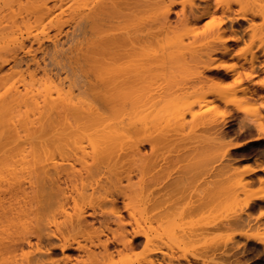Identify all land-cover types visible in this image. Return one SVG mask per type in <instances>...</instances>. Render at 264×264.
Wrapping results in <instances>:
<instances>
[{
  "label": "bare ground",
  "instance_id": "bare-ground-1",
  "mask_svg": "<svg viewBox=\"0 0 264 264\" xmlns=\"http://www.w3.org/2000/svg\"><path fill=\"white\" fill-rule=\"evenodd\" d=\"M64 5L84 19L86 44L80 47V62L95 77L92 97L86 99L78 98L81 93L76 98L71 89L65 91L47 71L38 77L29 64L39 63L37 48L54 38L50 29L61 32ZM240 19L247 21L246 27H236ZM219 68L233 76V86L219 89L211 83L207 74H219ZM262 70L264 0H0V221L8 223L15 216L24 225L20 236H12L16 229L3 232L0 246L12 253L3 263L114 264L115 255L126 257L125 250L133 251L145 239L144 258L121 259L120 264H186L184 260L194 264L189 248L171 255L163 251V234L174 229L168 225L165 231L159 224L178 204H183L181 214L204 210L209 194L222 189L224 180L210 177L220 175L237 147L228 142L226 111L241 114L240 126L253 124L264 130L258 88L252 83ZM161 101H169L164 111ZM140 102L151 104L153 111L160 103L156 107L164 112L160 117L158 110L157 118L149 112L150 106L148 114L164 127V118L170 117L167 122L174 120L175 128L168 129L174 128L178 136L173 138L172 129L164 131L155 118L152 125L149 115L132 117L128 110L134 106L137 113ZM145 104H138L139 113L146 112ZM134 134L139 138L133 140ZM145 143L150 144V153L142 151ZM161 144L165 153L178 145L183 148L164 156ZM134 166L147 177L155 171L142 184V190L149 191L145 189L147 199L131 180ZM257 172L253 168L247 175L236 174L229 190L226 187L235 210L228 223L238 230L227 241H211L207 251L248 256L264 250L261 224L257 232L251 231L258 222L254 223L253 209L264 203V190L241 199L248 184L264 181ZM123 174L128 186L122 184ZM209 184L215 187L211 192ZM161 190L175 198L169 205L164 201L165 212H156L159 202L165 204L157 195ZM72 202L73 211L65 214ZM155 221L159 227L153 226ZM160 227L165 233H159ZM234 243L241 246L234 250ZM74 252L79 254L71 255Z\"/></svg>",
  "mask_w": 264,
  "mask_h": 264
},
{
  "label": "rangeland",
  "instance_id": "rangeland-1",
  "mask_svg": "<svg viewBox=\"0 0 264 264\" xmlns=\"http://www.w3.org/2000/svg\"><path fill=\"white\" fill-rule=\"evenodd\" d=\"M65 5L69 6L67 1H66ZM68 6H65L67 8H64L65 9V12H64L65 14L63 15L64 26L62 27L61 32L58 33L56 29H50L49 33L54 38L45 39L44 40V45H43L42 48H39L38 44L35 43V47L36 48L38 47L37 48V56H38L39 63L36 64L34 62L33 63L30 62L29 64L31 65L30 67H31L32 71H37V73H38L37 75H39L38 77H44L42 75L43 74L45 75L46 71H47L48 72L47 74H49L53 78V80H55L57 83L55 81L54 82L56 84H59V85L61 84L66 89L65 91H67V89H68V91L72 90L73 95L76 98H77V95H80V93H81V95L78 96V98L82 97L83 99H86V98H88L90 96L92 97L93 91L91 89H92V86H93L92 84L95 81V77L93 76L91 71L86 68V66L81 64V62H82V57L81 56L82 55L80 53L83 52V51L80 50V49L82 48V45H83V47H85V44H86V42L84 43V40H86V38H84L85 35H83L82 30H81L82 29V23H84V21H83L84 19L82 17L83 15L80 16L78 14L79 11H77L78 13L77 12L68 11V9H69ZM179 8L180 7L178 6L177 9H179ZM70 12H71V14H74V15H70L69 14ZM75 14L76 15L78 14L79 16L78 15L76 16ZM172 19L173 20L176 19L175 13H173ZM247 24H248L247 21H245L243 19H240L239 21H237L235 23L236 27H239V28H244V27L247 26ZM55 35H57V37H55ZM87 35H89V34H87ZM82 36H84V37H82ZM22 56H25V55L22 54ZM80 59H81V62H80ZM27 61H28L27 59H24L22 61L23 62L22 63L23 69L27 68V66H28V62ZM217 71L219 72V74L218 73L217 74L216 73L215 74H207V76L209 75V78L212 79L211 83L215 84V88H219V89L220 88L221 89L224 88V89H226L228 87H231V85L232 86L234 85L233 76H230V75L228 76L227 75L228 73L226 72V70H224V68H219ZM151 80L152 79H150V80L148 79L147 82H149ZM155 81L156 80L151 81V82H155ZM160 83H156V84L158 85ZM252 83L255 85L256 88H258V92H259V94H258V98H259L258 106H259L260 110H262L263 113H264V101H262V100H264V70H262L258 76L254 77V81ZM157 85H155V86H157ZM85 93H86V95H85ZM174 95H175V98H176L177 97L176 95H178V94H174ZM147 97H149V96H147ZM171 98H173V95L170 96V99ZM167 100H169V99H167ZM146 101H148V100H146ZM142 102H140L141 104L140 103H138V104L143 106L146 103V102H144L143 105H142ZM163 102L164 101H161L160 103L162 104ZM165 102L168 103L169 101L168 102L165 101ZM160 103L156 107H159V105H161ZM166 103L165 104L163 103L161 105L162 107L160 106V108L162 110H163V107L166 106ZM138 104H137V108L139 109ZM129 107H130V105H129ZM147 107H149V109L152 108L151 104H148V105H146L145 108L143 107V109H145V111H146L145 113H144V110H143L142 113H139V112L142 111V109L140 111L137 109L138 112L137 113H133V111L134 112L136 111V108L133 106V108L135 110L130 108V110L131 109L132 110H131V112L128 110V113L129 114L131 113L132 117H134L133 114H135V116L142 114L145 117L144 119H147L146 117H147V115H149L148 113L149 112L152 113V111L154 110L152 108L153 110L150 109V111L148 112ZM156 107H155V111L156 112L153 111L155 116L158 113L157 110L159 111V109H160V108L157 109ZM163 111H159V117H160V112L163 114L164 113ZM162 114H161V118L166 116V114H164V115H162ZM239 114L237 112H234V111H226L224 119H223V122L225 124V129L230 134V136L228 137V140H229L228 142L229 143L232 142V144L234 143V145H237V147L235 149H233V153L234 154L230 157V162H226L227 166L223 170H220L218 172L220 175L215 176V177H210V179H215L216 178V179L224 180V183L222 184L223 185L222 189L219 191L218 189H214L215 187H214L213 184H209L208 185V187L210 189V190L209 189L208 190L211 192L214 189V191H212L211 194H209L208 204H206V208L204 210H202V211H195V212H192L191 214H186V213L185 214H181V212H182L181 210H182L183 204L182 205L178 204V205L175 206L176 208H172L170 210V213H173L172 216H170V217H172L175 220H172V218H170L169 216H168L169 218H167V216L164 215L165 219H167V220H164L162 218V220L165 221V222H163V224H162V222H160L162 220L157 221L158 224H159V222L162 224V225L159 224V226H162V228L168 227V225L171 227V225H172L171 230L174 229V230H172V232L174 233L173 234L174 236L172 235L173 236L172 239H169L168 235H170L172 232L169 231V229L167 228V230L169 232H171V233H167V234L164 235L163 233H165V232L163 231V229H161V227L158 228V229H160L159 233H162L163 236H164V237L162 236L164 239H162L161 242H162V246H164L163 247V249H164L163 251L167 255L168 254L171 255L170 253H172V252L173 253L174 252L178 253V252H181V250H185V249L189 248L188 249L189 252L191 250V252H190L191 254H189V257H190V259L193 258L192 261L194 260L193 261L194 264L195 263L196 264H203V262L205 264H245V263L246 264H264V252H263L264 250L260 251V253L251 251V252L248 253V256H246V255L244 256L241 253L240 254L238 253V254L234 255V252H232V251H231L232 254L230 252L228 255H227V253H220V252H218V254L214 255V253H212L211 251H207V249H206L207 245H213V244H211L213 242V240H214L213 243L217 242L216 239L219 242L227 241L235 233V231L238 230V228L236 226L228 223V221L233 218L231 215L234 216V213H235V210L231 209L232 206H230L231 205L230 202L232 201L231 200L232 199L231 198V194L228 193V192H230V191H228L229 190V186H230L228 184L233 182V177H235L236 174H245V175H247V173L250 172V170L254 168V169H258V172H257V174L259 175L258 177L259 178H263V180H264V130L257 129V127L255 125H253V124H251L252 126L250 125L249 127L248 126L247 127L240 126V121L239 120H241L242 117H241V114H240V116H239ZM155 116L153 117L152 114H150L148 116V119L150 118L151 124L153 125V123H155L157 121V123L161 122L160 124L162 125L163 124L162 121L158 120L159 118L156 119L158 117V115L156 116V118H155ZM167 117L168 116H166V118H164L165 120H163V121H166V124H167L168 127L167 126L164 127L163 126L164 124H163L162 125L163 130L166 129V128L168 129L170 125H171L170 127H174L175 128V126H173V124H174L173 121L174 120L172 121L173 124L171 123V120H169L170 121V125H169L168 122H167L168 121ZM154 118H155L156 121L154 120ZM168 118H170V117H168ZM148 123H149V121H148ZM151 124H150V126H152ZM156 125H157V127H159L158 124H156ZM156 125H154V126H156ZM174 128H171L172 131H171V129H168V130L171 131L170 132L171 134L173 132L172 135L175 134V136L173 138H176L177 133L175 132V130L173 131ZM133 137L134 138L136 137V139L139 138L135 134L132 136V138ZM134 138H133V140H134ZM161 147H162V150L159 149V153H161V151H162V153H163L162 155H164L165 152H163V150H164L163 147H165V146H163V144H161ZM177 147H182L183 148V146H180V145H178V146H176L174 148L177 149ZM141 148H142V151L144 153L145 152L150 153L151 150H152V148H151L149 143H147V144L145 143L144 145L141 146ZM174 148H173V150L171 149L172 151L170 149H167L166 151L168 153H165V155H167V156L173 155V153L170 154L171 152H174L176 154L177 151L174 150ZM165 149H166V147H165ZM179 149H181V148H179ZM128 165L130 166V164H128ZM129 166H126L128 168V171L130 170ZM127 168L124 167V168H122V170H126ZM133 168H135L137 171L135 169H133ZM131 169H133L132 170L133 172L132 171L130 172V174L131 173L133 174V175L131 174L132 175V179L131 180L133 181V183L136 184L135 187L138 188V189H136V188H132V189H136L137 191H139L138 194L142 195L143 199L144 198L147 199V194H148L149 191H148L147 188H144V191H143L142 190V186H143L142 184L144 182L146 183L148 181L147 179H149L151 174L153 175L155 171L154 170L153 171L152 170L151 171L148 170L147 173H150V172L151 173L147 177L148 174H146L145 171H140L139 172L140 169L138 170L135 166L132 167ZM155 169H156V171L159 170L157 167ZM173 170L175 172L177 170V168L175 167V169L173 168ZM125 174H128V173L126 172ZM125 174H123L124 177L122 179L123 180L122 184H123V186L124 185L128 186L129 185L128 181H127L128 177H126ZM228 179H230V180H228ZM138 185L141 186V188ZM226 187L228 188V190H227ZM145 189L148 192L145 191ZM263 190H264V181L257 180V181H255V182H253L251 184H248L247 190L245 191L244 194L241 195V199H242V201H244L247 198H249L251 195L257 194V193H259V192H261ZM131 191H134V193L137 192L135 190H131ZM162 191L163 190H161L157 195H159V196L161 195L159 197L160 201L162 200V198H164L163 199V203H165L164 201H166L167 204H168L170 202L169 200H170L171 197H172V199L175 198L174 195H172V194L169 195L168 191L164 190L163 192H165V193H163ZM226 191H228V192H226ZM135 195H136V197H138V199L142 200L141 196H139L137 194H135ZM166 197L167 198L169 197L168 200H166L167 199ZM20 199L23 200V197L21 196L19 198V200ZM19 200H17V201H19ZM142 203H143V201H142ZM73 204H74V202H72L71 205L68 206V209H66V210H68L69 212L67 211L65 213V211H66L65 210L64 211L65 214L71 213L73 211V209H74L73 208ZM120 204L123 205L122 203H120ZM159 204H160V202H159ZM159 204H158V208L159 209H157V208H156L157 210L154 209V210H156V212H158V211L162 212L163 209L166 210L167 206L169 205V204L167 205L165 203V204L159 206ZM16 205H17L16 207L19 210L20 209L19 208L20 207L19 203H17ZM257 207L253 209L254 213H253V210H252V213H253V215H255V217L257 216L256 220L254 219L255 217H253V219L255 220L254 223H256V221H258L257 222L258 224L256 223L255 224L256 227L253 226L254 228H252L251 231L252 232H257L258 231L257 230V226L259 224H261V226L259 225L260 226L259 231L261 233H264V221H263V223L259 222V219L261 218L260 217L261 215H262L261 219L262 220L264 219V203L260 207H258V208ZM154 210H152V211L154 212ZM151 212H149L148 215H153L152 214L153 212L152 213ZM163 212H165V211H163ZM232 212H234V213H232ZM125 213L127 214V212H125ZM10 216H12V215H10ZM258 216H259V219L257 220ZM58 217H59L60 221L64 220L62 216L58 215ZM138 217H139V215H138ZM161 217H163V215ZM14 218H16V217L14 216ZM14 218H13V221H15V223L13 221L8 222V223H6V222L3 223V224H6L7 227H5V225L1 224V221H0V224H1L0 225V233H1L0 234L1 238L0 239L4 238V236L2 238V234L5 235V233L6 232L8 233L9 231H10L9 233H11V232L13 233L14 232L13 230H15V229H16L15 230L16 232L13 233L12 236H16V235L20 236L21 235L22 231L24 230L23 229L24 225H22L20 223L21 221H18L17 218L16 219H14ZM90 219H92V218H90ZM127 219L131 220L130 217H127ZM168 219L169 220L171 219L170 222L168 221ZM0 220H1V216H0ZM16 222H17V226L15 225V227H14V225H12V224H16ZM157 223L155 221L152 224H153L154 227H156V226L159 227L158 225H156ZM173 223L176 224V225H180V227H182V228L180 230H178L179 227L178 226H173L174 225ZM98 225L99 224L97 223L96 226H98ZM148 225H150L149 222H148ZM4 227H5V229H7V231H5ZM10 227H11V230H9ZM173 227H175V228H173ZM165 231H166V228H165ZM3 232H5V233H3ZM176 232H178V233H176ZM182 232H184V234ZM16 233H18V234H16ZM6 235H8V234H6ZM176 236H177V238H176ZM5 237H7V236H5ZM170 238H171V236H170ZM185 239H186L187 242H185ZM4 240L7 241L6 239H4ZM180 240H183V241H180ZM207 240H208L209 243L207 242ZM241 240L242 241H240V242H243V239H241ZM144 243H145V239L142 241V243L138 247H136V249L134 248L133 251L132 250H125V251H127V252L124 251L126 253L125 255H127L126 257L124 256V253L122 255L121 254L115 255L114 258L116 259V261L115 262L112 261V262H114V264L115 263L120 264L126 259H134V258L136 259L137 257H138V259H141L140 257L142 255H143L142 258H144V255H146L145 252L147 251V247L144 245ZM172 243H174L175 245L172 244ZM240 244H239V246H241ZM182 245L185 248L182 247ZM239 246L237 245V243H234V247H235L234 250H236V248L239 247ZM177 247H180V249H178ZM1 248H3V249H1ZM28 248L29 247L26 246L23 250L26 251ZM6 249H5V245L4 246L2 245V247L0 246V250L1 251L3 250L2 251L3 253L1 252L2 255L4 254L5 251L8 252V253L4 254V257H3L4 259L1 258L2 255L0 254V256H1L0 258L2 259V261L0 259V261H1L0 264H5V263H3V260H5V258L7 259V257L10 258L12 256V253L10 254L9 250H6ZM195 249H196V251H195ZM23 250H19V251L22 253ZM19 251H18V253H19ZM165 253L162 254V255L165 256L166 258H168ZM206 253L208 254V256H207ZM7 254H9V255H7ZM77 254H79V253L78 252H76V253L74 252V254L72 253L71 255H73V256L76 255L77 256ZM192 254H193V256H191ZM60 255H61V253H58V254L55 255V257L59 258V257H61ZM232 255H234V256H232ZM5 256H7V257H5ZM120 256H122V257H120ZM123 256H124V258H123ZM121 259H123V261H121ZM7 260H9V259H7ZM205 261H208V262H205ZM109 262H111V261H108L107 264H109ZM184 263L187 264V261L184 260Z\"/></svg>",
  "mask_w": 264,
  "mask_h": 264
}]
</instances>
